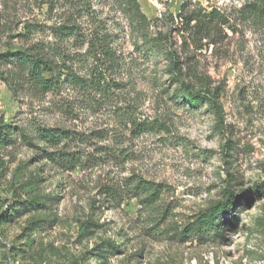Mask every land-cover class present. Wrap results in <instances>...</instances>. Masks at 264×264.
<instances>
[{
	"label": "rangeland",
	"instance_id": "obj_1",
	"mask_svg": "<svg viewBox=\"0 0 264 264\" xmlns=\"http://www.w3.org/2000/svg\"><path fill=\"white\" fill-rule=\"evenodd\" d=\"M138 1L150 21L149 37L162 32L168 39L149 54L136 47L141 41L118 0H91L97 16L120 34L116 46L127 62L121 76L126 87L116 104L129 100L138 119L163 121L170 130L135 137L117 124L111 104L94 111L75 105L66 113L58 103L72 100L70 92L41 101L16 85L17 65L1 54L42 36L23 35L25 23L43 26L46 34L62 9L57 5L49 13L39 0H0V128L28 120L85 132L113 128L108 139L68 145L84 158L73 170L58 168L20 139L0 143V264H264V28L241 19L245 0ZM183 1L220 9L230 26L197 40L181 31ZM169 46L187 80L221 91L222 121L206 103L190 107L171 98ZM113 142L130 153L125 162L105 161L96 151L115 150ZM131 174L162 184L153 207L142 208L138 197L113 201L102 193V184ZM226 188L239 198L221 217L223 236L210 230L208 237L181 239L177 230L223 201ZM36 194L38 204L22 202ZM109 242L115 250H108Z\"/></svg>",
	"mask_w": 264,
	"mask_h": 264
},
{
	"label": "trees",
	"instance_id": "obj_2",
	"mask_svg": "<svg viewBox=\"0 0 264 264\" xmlns=\"http://www.w3.org/2000/svg\"><path fill=\"white\" fill-rule=\"evenodd\" d=\"M39 1L47 5L49 13L57 5L62 10L57 13L58 20L46 27L49 30L46 34L43 26L25 23L23 35L28 36L35 31H41L42 36L24 49L1 54L3 59H11L17 65V72L13 76L14 80H17L16 85L23 88L31 98L41 101L49 93L56 95L70 92L68 98L72 100L67 99L58 103L60 109L66 113H73L75 105L81 110L94 111L111 104L114 112H117V124L120 123L135 137L148 132L156 134L170 132L163 121L138 119L135 116L136 106L129 100L124 101L121 106L116 104L120 92L126 87V82L121 80V76L127 62L116 46L120 34L114 32L104 19L97 16L96 10L91 8V0ZM118 1L129 21L130 32L141 41L140 45L138 41L136 42L137 48L149 54L168 42L162 32H156L153 37H149L150 21L142 12L138 0ZM238 12L242 20L264 28V0H245ZM177 15L181 31L188 32L199 41L208 38L220 26H230L228 16L216 7L207 10L183 1ZM47 36L49 40L46 39ZM165 52L168 59L166 71L173 88L171 98L174 102L190 107H200L206 103L208 109L222 121L224 112L220 101L221 91L204 83H200L198 87L191 80H187L176 51L169 46ZM110 130L113 131V128L85 132L63 126L36 124L28 120L21 126L3 124L0 128V143L6 145L16 143L20 139L27 145L39 147L41 157L58 168L73 170L84 165V158L81 154L69 150L68 145L75 142L91 143L92 139L96 138L108 139ZM113 144L115 150H111L109 146H99L96 151L104 155L100 157L105 158V161L114 159L118 163L125 162L130 153L120 142ZM85 159L96 160L99 157L87 155ZM227 175L228 180L233 176L231 173ZM162 187L161 183L131 174L102 184L101 191L105 197L113 201L125 197H138L141 207L147 208L153 207L157 202ZM249 192L255 193L256 190ZM238 198L239 196L228 189L223 201L211 203L192 222L177 230L176 234L183 240L190 236L199 239L209 236L210 230H213L221 238L224 230L221 217L230 212ZM39 200L40 195L36 194L28 195L22 202L38 204ZM109 249L115 250L116 246L109 242Z\"/></svg>",
	"mask_w": 264,
	"mask_h": 264
}]
</instances>
